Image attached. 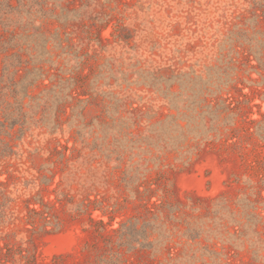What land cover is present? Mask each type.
<instances>
[{"label":"rangeland","instance_id":"374dc122","mask_svg":"<svg viewBox=\"0 0 264 264\" xmlns=\"http://www.w3.org/2000/svg\"><path fill=\"white\" fill-rule=\"evenodd\" d=\"M42 9L112 21L103 41L52 22L55 61L30 52V83L44 74L0 157L4 230L25 239L30 209L49 211L51 262L79 248L83 208L114 226L153 208L165 264H264V0H0L24 34Z\"/></svg>","mask_w":264,"mask_h":264},{"label":"trees","instance_id":"16d2710c","mask_svg":"<svg viewBox=\"0 0 264 264\" xmlns=\"http://www.w3.org/2000/svg\"><path fill=\"white\" fill-rule=\"evenodd\" d=\"M46 10L42 9L44 16L40 25H35V20L30 21V26L36 30L30 35L19 31L23 22L3 15L0 17V157L15 154L17 126L27 124L25 118L29 113L25 100L29 96L30 85L37 83L44 74L40 72L30 83V52H36L38 48L44 49L37 52L43 58L36 60L40 63H53L56 57L53 49L60 50L63 47L62 33L60 30L50 31V24L57 22L60 28H64L70 22H77L88 34L97 29V37L99 41H103L102 31L112 21L109 16H89L82 19L78 11H75V18L67 14H56L54 19ZM118 25L115 24L116 28ZM53 45L54 47H50ZM55 76L58 83L62 75L60 73ZM6 173L10 179L15 175L14 170H6ZM146 209V214L152 217L145 218V215L143 223V216L139 215L121 220L118 226H114V216L110 215V219L105 221L94 217L92 208H83L89 214L92 224L83 228L85 235L81 237L79 248L75 252L57 254L51 262L39 260L36 239L44 234L63 230L65 223L59 218L52 220L51 217L56 216H52L44 208H31L27 218V223L31 225L27 227L28 235L25 239H17L16 232L4 230L12 222V218L4 210H0V264H165L158 257L162 240L153 223L156 211L153 208ZM170 261H173L172 257L166 262L169 264Z\"/></svg>","mask_w":264,"mask_h":264},{"label":"bare ground","instance_id":"6f19581e","mask_svg":"<svg viewBox=\"0 0 264 264\" xmlns=\"http://www.w3.org/2000/svg\"><path fill=\"white\" fill-rule=\"evenodd\" d=\"M183 177V176H182Z\"/></svg>","mask_w":264,"mask_h":264}]
</instances>
